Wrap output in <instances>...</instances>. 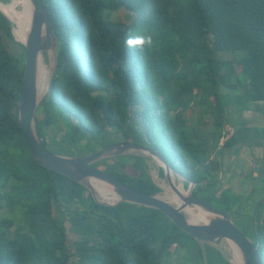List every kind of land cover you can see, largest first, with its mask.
I'll use <instances>...</instances> for the list:
<instances>
[{"label": "trees", "instance_id": "trees-1", "mask_svg": "<svg viewBox=\"0 0 264 264\" xmlns=\"http://www.w3.org/2000/svg\"><path fill=\"white\" fill-rule=\"evenodd\" d=\"M42 2L56 61L34 116L41 143L68 155L116 142L157 149L186 178L185 188L195 183L193 195L231 210L237 195L228 187L216 193L221 178L213 167L220 164L210 151L218 157L232 146L236 154L241 144L261 141L251 139L258 124L225 129L223 119L228 108L264 105V0ZM130 34L151 35L153 45L128 48ZM24 59V46L0 14V264H163L173 245L204 264L199 243L158 209L98 204L83 185L34 161L12 112ZM205 119L211 124L200 133ZM93 165L141 192L161 191L146 156L118 155ZM53 208L68 222L70 243ZM256 211L251 228L260 249L264 201ZM205 250L208 264H231L213 244Z\"/></svg>", "mask_w": 264, "mask_h": 264}, {"label": "water", "instance_id": "water-1", "mask_svg": "<svg viewBox=\"0 0 264 264\" xmlns=\"http://www.w3.org/2000/svg\"><path fill=\"white\" fill-rule=\"evenodd\" d=\"M29 1L31 4L30 25L25 41L20 42L25 48L22 84L12 112L14 121L22 129V137L34 161L83 185L98 204L114 206L125 201L158 209L199 243L204 264H208L205 244L218 245L227 240L238 248L242 258L239 264H264V258L257 243L232 221L226 210L219 209L206 199L192 194L194 182H188L186 194L176 189L170 181L168 172L172 171L180 177L183 180V186L186 178L178 170L173 169L157 149L136 142H116L83 155H68L49 150L41 143L36 133L34 116L40 101L49 88L56 61V51L51 20L42 0ZM0 14L4 15L11 24L10 19L1 8ZM11 32L14 37L12 24ZM42 52H47L50 64L47 88L43 94H39L36 73L38 57ZM126 154L141 155L158 160L164 178L178 195V203L174 204L161 198L159 193L141 192L93 165L101 159ZM91 179L106 184L117 198L111 202L100 199L93 188ZM186 208L201 211L204 214V219L197 222L191 221L185 213Z\"/></svg>", "mask_w": 264, "mask_h": 264}, {"label": "rangeland", "instance_id": "rangeland-1", "mask_svg": "<svg viewBox=\"0 0 264 264\" xmlns=\"http://www.w3.org/2000/svg\"><path fill=\"white\" fill-rule=\"evenodd\" d=\"M19 8V5H17ZM124 13L123 9L118 10V15L122 16ZM116 14V16H117ZM23 28V27H21ZM24 29V28H23ZM26 31H28L27 28H25ZM15 39V36H14ZM16 42H18L15 39ZM20 43V42H18ZM14 49L16 50L17 53L22 51V48L19 46H15ZM42 55L49 67L50 64V58L47 52H42ZM227 58H231L232 54L231 53H224L223 54ZM238 55H240L238 53ZM237 91H242V88L239 87ZM250 109H242V110H236L237 108H228L227 112H225L224 115V126L225 129H229L230 126H234L235 128L238 127L239 125L246 124L247 122L251 121H259L262 122L261 124H258V126L254 127L255 135L251 139H256L261 141L257 142H251L246 148L242 149L240 152L234 154V162L238 166L239 170L243 171V173L247 176L244 179L238 180L237 178L235 179L234 176H231L228 173L223 172L224 169L219 166V168L222 170L220 173V183H219V188L217 190V194L220 192V188L224 187L226 188V184L229 183L228 188L226 191L231 192L235 195H237V198L235 200V205H233V208L228 211V214L232 221L241 229L245 232V234L255 241V238L253 236V231L251 226L253 227V220L255 217V212L256 207H258V204L260 201H264V175L261 173L263 172L262 169H258L254 171L255 169L253 168L255 165V160L260 162L263 160L262 163H264V132H262V129L264 128V105L261 102L258 103H250ZM197 107L193 108V111H188L187 112V118L192 119L197 113ZM42 114L39 113L38 117H41ZM198 120V118H196ZM206 125H201V132L204 133L203 130H208L209 125L211 124V120L205 119ZM201 122V121H200ZM199 125V124H197ZM205 126V127H203ZM196 128V126H195ZM65 128H61L60 131L58 132L57 136L61 135L64 132ZM193 129L191 130L193 132ZM259 137V138H256ZM199 137L194 138L195 141L199 140ZM263 140V142H262ZM84 139L81 140L83 142ZM222 141V138H221ZM253 141V140H252ZM220 143H218L219 145ZM203 145V144H202ZM99 146V145H98ZM170 153V152H169ZM171 154V153H170ZM220 156V155H219ZM215 161L217 160L216 152L215 151H210V159L215 158ZM124 160H129V158L123 157ZM110 161V160H109ZM147 164L149 166V173L151 175L152 180L159 186L162 180H165L164 176L159 175V165L151 158H147ZM220 164V163H219ZM222 165V164H221ZM217 167H213V171L216 173H219L220 169ZM264 168V164H263ZM130 173H133L131 170H129ZM178 177V176H177ZM227 177V179H226ZM183 182V180H181ZM160 187V186H159ZM161 189V188H160ZM162 192V189L159 194ZM260 209V208H259ZM54 217L57 221L58 224H63L66 227V233H67V238L68 242L72 241L73 234L68 228V222L64 220L62 217L61 213L58 212L55 208L52 209ZM260 218V217H259ZM264 219H261V222H263ZM57 233L55 232V235ZM258 246V242L255 241ZM215 248H217L222 255L227 258L231 264H235V260L233 259V254L232 250H230V247L226 244V242H221L218 245H214ZM170 250L172 251V256L170 258H167L163 264H199L192 255H189L187 252L184 250L177 251V247L173 245ZM260 251L263 255L264 258V248H260ZM185 256V257H184Z\"/></svg>", "mask_w": 264, "mask_h": 264}, {"label": "bare ground", "instance_id": "bare-ground-1", "mask_svg": "<svg viewBox=\"0 0 264 264\" xmlns=\"http://www.w3.org/2000/svg\"><path fill=\"white\" fill-rule=\"evenodd\" d=\"M19 5V8L18 6ZM0 8L8 16L11 21L12 29L13 24L16 27V40L19 42H24L27 36L28 31L25 28L29 29L30 20H31V4L29 0H0ZM23 27V28H21ZM22 37L24 41L22 40ZM50 54V52H48ZM48 83V65L40 53L37 63V73H36V84L39 94H43L47 88ZM153 160L159 165V161L153 158ZM171 183L176 187V189L183 194L187 193L186 188L183 186L182 179L177 177L172 171L168 172ZM92 182L93 188L100 199L105 201H114L117 197L111 191V189L104 184L103 182L95 179L90 180ZM162 192L159 196L167 201H170L174 204L178 203V195L174 189L170 186L167 180H162L159 184ZM185 213L191 221L197 222L203 220V213L194 208H186ZM232 250L233 259L235 264H239L242 261L241 254L238 248L229 240L224 241Z\"/></svg>", "mask_w": 264, "mask_h": 264}, {"label": "crops", "instance_id": "crops-1", "mask_svg": "<svg viewBox=\"0 0 264 264\" xmlns=\"http://www.w3.org/2000/svg\"><path fill=\"white\" fill-rule=\"evenodd\" d=\"M262 122H259V121H251V122H247L246 124H249V125H257V124H261ZM251 142V141H250ZM263 142V140H262ZM249 144H241L240 146H238L239 148V152L246 148ZM238 153V152H237ZM217 160L218 162L220 163V167L222 169H224L223 172H230L229 174L231 176H234V178L238 179V180H241V179H244L245 180V177L247 178V176L243 173V171L239 170L238 166L236 165V163L234 162V153H233V147H226L224 148L222 154L220 156L217 157ZM255 165H254V171L256 170H260L262 169L263 172H261L263 175H264V168H263V160L260 162V160H258V162L255 160ZM222 164V165H221ZM220 169V173L222 172V170ZM227 177H228V173H227ZM226 177V179H227ZM228 187L229 186V183L226 184ZM230 188V187H229ZM264 217V212H262L261 216H260V221L261 219H263Z\"/></svg>", "mask_w": 264, "mask_h": 264}, {"label": "clouds", "instance_id": "clouds-1", "mask_svg": "<svg viewBox=\"0 0 264 264\" xmlns=\"http://www.w3.org/2000/svg\"><path fill=\"white\" fill-rule=\"evenodd\" d=\"M128 48H135L137 50H143L146 47L153 45V39L151 35H128L124 41Z\"/></svg>", "mask_w": 264, "mask_h": 264}]
</instances>
